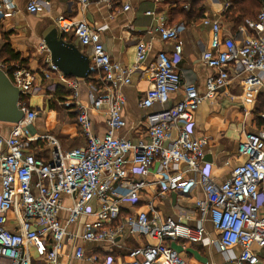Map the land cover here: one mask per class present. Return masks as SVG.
<instances>
[{"label": "built area", "instance_id": "built-area-1", "mask_svg": "<svg viewBox=\"0 0 264 264\" xmlns=\"http://www.w3.org/2000/svg\"><path fill=\"white\" fill-rule=\"evenodd\" d=\"M69 1L84 9L90 3ZM98 1L110 10L116 2ZM154 1L158 4L163 0ZM49 5L48 0H31L27 11L39 15ZM1 6L11 8L13 0H0ZM122 10L128 12L130 6H123ZM162 21L156 32L163 42L172 44V49L170 54L165 51L157 54L151 68L152 87L140 104L150 110L143 124L148 141L132 142L117 134L126 127L123 118L126 97L122 88L131 84L134 70L147 59L152 50L150 43L137 44L136 67L129 70L112 60L102 40L103 27L58 15L53 20L57 32L62 36L72 35L85 50L91 51L88 57L92 71L88 79L66 77L53 64L44 42L38 48L43 54V67L37 86L34 74L28 69L19 68L8 75V69L0 64L21 92L18 107L24 114L17 125L0 123V264H60L66 241L74 243L80 239L82 243L115 245L126 231L153 239L157 244L130 250L119 264H187L169 244L177 241L215 245L225 254L241 247V254L230 259L231 264H263L259 251L264 249V215L261 214L264 131L246 134L238 147V155L245 161L233 169L228 180L219 184L206 167L209 140L192 136L191 127L201 105L204 102L216 105L221 90L226 91L235 77L245 75L240 83L253 94L262 90L264 9L256 19L245 20L236 32L228 34L220 19H203V24L212 29V36L200 61L214 71L206 80L204 94L195 81H183L180 30ZM53 80L57 82L55 86H44ZM84 81H88L89 103L80 100ZM57 90H62L65 98H57ZM179 92L181 101L170 105L172 96ZM46 98L58 99L63 109L76 112V123L86 140L84 147L64 153L52 136L30 135L29 129L42 113ZM33 99H41L42 103L35 108ZM156 106L160 109H155ZM92 113L104 117L103 137L95 135ZM3 127H10L9 134L4 133ZM33 142L55 146L48 161L29 149ZM151 177L162 192L189 198L200 188L203 198L196 199L193 207L177 204L176 218L161 220L154 202H148L145 211L123 217V202L142 203ZM64 198L70 200L71 207L64 206ZM11 212L16 215L17 230L7 227ZM62 213L66 214L64 218ZM87 216L94 217L96 222L85 224L81 233L70 230ZM190 220H195L196 225H190ZM208 221L218 233L217 238L208 235L205 228ZM31 250L38 255L37 263ZM72 257L90 264L99 260L97 256H88L82 245L73 248Z\"/></svg>", "mask_w": 264, "mask_h": 264}, {"label": "crops", "instance_id": "crops-1", "mask_svg": "<svg viewBox=\"0 0 264 264\" xmlns=\"http://www.w3.org/2000/svg\"><path fill=\"white\" fill-rule=\"evenodd\" d=\"M30 1L13 0V7L1 6L0 29L2 28V32L6 34L12 33L10 36L11 47L15 53L28 60L27 69L34 74L36 86L41 81L40 73L43 67V54L38 51V48L43 42L42 39L46 31L49 28H54L53 20L58 15L68 16L75 21H85L95 27H103L102 40L111 54L112 60L121 63L129 70L136 67L137 44L139 42L151 44L152 50L145 62L137 70H134L131 84L122 88V93L126 97V105L123 108L126 127L119 131L117 136L132 142H138L140 139L149 140L143 124L150 110L143 109L140 104L146 92L152 87L151 68L157 54L162 51L170 54L172 49V44L163 42L156 32L160 20L163 19L162 22L166 26H175L180 30L178 43L183 48V61L180 65L183 81H195L200 93L204 94L206 80L214 74V71L203 66L200 61V56L209 47L212 36V29L203 24V19L210 17L215 20L220 19L223 23L224 13L229 8L227 0H163L158 4L154 0H116L113 10L100 4L98 0H89L90 3L86 9L77 3L72 4L69 0H48L50 5L45 8L42 14L32 15L27 11ZM125 5L130 6L128 12L122 10ZM148 12H154L155 15L148 16ZM112 14H114L113 18L110 17ZM224 29L227 34L234 33L231 28L225 25ZM2 32L0 31V37H2ZM64 40L75 45L83 54L91 55V51L85 50L72 35L64 36ZM244 78L245 75H241L232 79L226 91L221 90L216 105L211 106L208 102H204L191 127L192 136L195 138L205 137L209 140L206 148V157H208V160H205L206 167L210 176L219 184L228 180L233 169L245 161L244 157H239L238 147L244 141L246 134L264 131V83L262 90L258 94H253L241 85L240 81ZM55 84L57 82L53 80L44 83V86L53 87ZM88 88V81L82 82L80 100L83 103H89ZM58 92L59 90H57V94ZM65 96L64 93V98ZM181 99L180 92L173 95L170 105L178 103ZM39 101L41 104V99ZM49 101V98L44 100L42 115H38V119L30 127V135L52 136L64 153L84 147L86 140L76 123V112L65 108L61 114L52 108L48 110ZM52 101L59 105L58 99ZM155 109H160V107L156 106ZM45 113L47 114L43 122L41 118ZM58 115L59 119L55 120ZM91 117L94 121L95 135L103 137L105 134L104 117L97 113H92ZM3 128H5L4 133L9 134L10 127ZM175 135L174 131L173 137ZM29 149L38 158L48 161L55 146L47 142H33ZM148 182V187L142 195V203L132 205L129 202H123V217L145 211L146 204L154 202L161 220L170 217L176 218L177 204L193 207L196 199L203 198L200 188L194 190L191 196L186 198L175 193L162 192L160 186L155 182V178H149ZM63 204L66 207H71V202L67 198L63 199ZM261 214L264 215V208H262ZM61 216L64 218L66 214L62 213ZM8 219V229L17 230L16 215L11 212ZM95 222L94 217L87 216L80 221L78 226H74L70 230L81 233L85 224ZM196 223L195 220L189 222L190 225H196ZM205 228L211 238H217L218 233L209 221L205 223ZM64 244L65 256L60 264H90L72 257L73 248L81 245L88 256L99 258L98 262L94 264H119L126 259L130 250L156 245L157 241L138 233L131 234L126 231L115 245L82 243L80 239L74 243L66 241ZM169 244L187 264H231L230 259L238 257L242 251L241 247H236L225 254L220 252L215 245L186 244L183 241ZM263 251L264 249L260 250L259 254L263 255L264 260ZM31 252L34 262L37 263L38 255L35 250H31Z\"/></svg>", "mask_w": 264, "mask_h": 264}, {"label": "water", "instance_id": "water-1", "mask_svg": "<svg viewBox=\"0 0 264 264\" xmlns=\"http://www.w3.org/2000/svg\"><path fill=\"white\" fill-rule=\"evenodd\" d=\"M42 40L50 51L53 64L66 77L80 80L89 78L92 71L90 58L75 45L67 43L55 27L49 28ZM20 97L19 88L13 85L0 68V123L17 125L23 120L24 114L18 107Z\"/></svg>", "mask_w": 264, "mask_h": 264}, {"label": "trees", "instance_id": "trees-1", "mask_svg": "<svg viewBox=\"0 0 264 264\" xmlns=\"http://www.w3.org/2000/svg\"><path fill=\"white\" fill-rule=\"evenodd\" d=\"M227 3L229 4V8L223 17L234 26L248 19H256L257 15L264 9V0H227ZM3 36L4 40L8 39L6 33ZM0 62H4L2 64L8 69V75L19 68L27 69L28 66V60L22 58L20 54L15 53L9 42H6L0 49ZM56 96L62 100L64 96L63 91L60 90Z\"/></svg>", "mask_w": 264, "mask_h": 264}, {"label": "rangeland", "instance_id": "rangeland-1", "mask_svg": "<svg viewBox=\"0 0 264 264\" xmlns=\"http://www.w3.org/2000/svg\"><path fill=\"white\" fill-rule=\"evenodd\" d=\"M222 21H223V25H225V26H227V27H229V28H231L234 32H235V30L237 29V27L239 26V25H237V26H234V25H232V24H230L229 23V21L224 17L223 19H222ZM0 31L2 32V28L0 29ZM5 32H2V37H0V47L1 46H3L4 44H6V42H9V43H11V41H10V36H12V33L11 34H9V33H7L6 35L8 36L7 38V40L5 39L4 40V36H3V34H4ZM52 100H54V99H52ZM52 100H50L49 102H48V104H47V109L48 110H50L51 108H52V110H54V111H56V112H59L60 114H61V112H64V109L60 106V105H58V103H55V102H53ZM32 105L33 106H35V108H37V106L38 105H40V101H39V99H33L32 100ZM47 113H45L44 114V116L41 118V120L44 122V120H45V115H46ZM40 115H42V113H40ZM63 115V114H62ZM57 119H59V115H58V117H56L55 118V120H57ZM50 122H53V121H50ZM47 126H48V124H46ZM263 254H264V251H263ZM263 256V255H262ZM261 256V257H262Z\"/></svg>", "mask_w": 264, "mask_h": 264}]
</instances>
